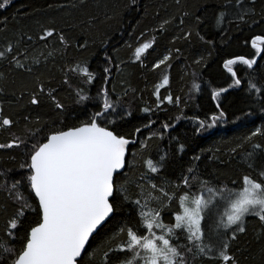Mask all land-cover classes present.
I'll return each mask as SVG.
<instances>
[{
  "label": "trees",
  "instance_id": "obj_1",
  "mask_svg": "<svg viewBox=\"0 0 264 264\" xmlns=\"http://www.w3.org/2000/svg\"><path fill=\"white\" fill-rule=\"evenodd\" d=\"M233 4L235 0H10L0 9V51L11 45L24 67L17 68L11 57L0 59V120L12 121L11 126L0 127V144L24 135L26 126H35L37 120L55 121L53 127H61L63 120L65 129L78 126L102 105L101 93L107 91L118 112L132 114L122 121L113 113L110 119L115 118V123L101 124L109 128L120 125L118 130L135 141L126 154V175L120 178L133 199L142 174L176 195H196L201 188L207 189L203 182L213 189L234 188L232 181L251 171L249 163L256 169L264 166V153L245 142L252 131L264 127V95L249 87L254 84L264 89V59L251 47V38L264 35V22L240 21ZM251 11L259 21L264 0H256ZM221 13L225 18L217 24ZM47 30L53 31L54 37L46 43L39 36ZM61 35L66 45L59 42ZM28 36L33 39L29 41ZM144 43L151 47L136 60L135 49ZM165 56L169 59L154 67ZM237 56L256 58L258 63L252 69L233 65V77L224 62ZM78 63L94 74L92 84L71 71ZM105 67L110 70L107 74ZM164 76L169 82L159 90L163 102L157 107L154 93ZM40 87L43 93H39ZM78 91L89 99L78 103ZM49 93L64 104L62 115L56 114L59 110ZM213 93H219L216 99ZM34 95H39L38 106L31 104ZM168 96L172 103L164 99ZM145 108L149 111H142ZM221 111L225 115L214 127L197 132L200 122L213 123L211 117H219ZM253 139L264 145V137ZM26 159L24 145L0 149V236L13 211L12 184L20 181L17 190L30 195L27 170L20 167ZM148 159L157 166L156 173L147 170L144 161ZM185 177H189L190 188L184 187ZM27 215L29 223L36 216L32 212ZM204 215L201 223L207 240L218 216L216 209ZM173 216L163 212L161 221L174 224ZM138 219L136 207L124 203L123 210L90 239L87 251L94 257L84 256V264H100L103 249L115 243L112 237L119 228ZM246 227L247 233L239 234L238 242L233 243L241 264H264V235L259 223L249 217ZM174 242L183 245L186 240L182 235ZM0 243L6 241L0 239ZM9 246L18 251L20 244L17 241Z\"/></svg>",
  "mask_w": 264,
  "mask_h": 264
},
{
  "label": "snow or ice",
  "instance_id": "obj_2",
  "mask_svg": "<svg viewBox=\"0 0 264 264\" xmlns=\"http://www.w3.org/2000/svg\"><path fill=\"white\" fill-rule=\"evenodd\" d=\"M9 2L10 0H4L0 3V9H5ZM255 5L256 0H248V4L244 0H235L232 7L238 10V19L246 24L249 19L253 23L264 22V11L261 12L259 21L255 19V12H250ZM224 18L225 13H221L217 17V24H221ZM52 37L54 32L47 30L39 36V40L47 43ZM27 39L31 41L33 38L28 36ZM59 42L67 44L62 35ZM150 47V43L137 47L134 52L136 60ZM251 47L257 57L264 59L261 56L264 53V35L251 38ZM14 52L9 45L0 51V59L11 57L17 68H23L24 65L16 60ZM18 54L26 56L24 52ZM168 59L165 56L154 67L159 68ZM83 63L87 64V61ZM237 63L252 69L258 61L256 58L243 56L225 60L224 67L233 77L236 72L232 66ZM71 71L84 77L87 84H92L95 79L94 74L79 63ZM109 71V68H104L106 74ZM105 82H108L107 77ZM168 82V77L164 76L162 82L156 85L154 94L157 97V107L163 102L159 90ZM235 83L239 85L240 80L236 79ZM249 87L264 95V89L254 84ZM43 92L44 88L40 87L39 93ZM76 94L79 97L78 103L89 99L79 91ZM48 95L54 108L59 110L56 114L62 115L65 111L64 104L51 93ZM101 95L102 105L78 126H68L65 129L63 120L60 121L61 127H53L55 121L41 123L37 120L35 126H26L24 135L17 136L11 143L0 144V149L25 146L27 159L20 167L27 170L30 193L25 196L17 190L20 181L13 183L9 190L10 198L13 199V211L5 222L3 235L0 236V239L6 241L0 243V264H84V256L94 257V254L87 251L90 238H94V233H98L109 219L115 218L123 210L124 203H131L136 207L139 219L119 228L112 237L115 243H109L103 249L100 264H241L240 256L237 255L239 249L233 243L238 242L239 234L247 233V218H255L261 228V235H264V166L256 169L249 163L251 171L233 180L234 188L213 189L207 187V182H203L207 192L213 197L211 200L203 195L204 188H201L202 194L199 196L190 192L178 196L162 192L161 198L153 197L150 191L148 196L158 200L160 207L148 210L149 201L145 198L142 184H136L141 191L135 194L134 199L129 194V189L120 184L121 176L126 175L122 172L127 164L126 152L135 141L126 138V134L118 130L120 125L109 128L101 124V121L115 123V118L110 119L113 113L122 121L132 114L118 112L109 100L107 91ZM218 95L219 93H213V99ZM164 99L172 103L171 96ZM31 104H40L39 95L32 97ZM142 111L148 112L149 109ZM224 115L221 111L219 117L212 116L213 123L210 124L200 122L197 132L214 127L215 122ZM11 124L12 121L7 118L0 120V127ZM163 127L167 130L169 125L165 124ZM140 131L139 127L135 129L136 133ZM258 136L264 137V127L252 131L245 137V142L250 143L253 150L264 153V145L253 139ZM248 156L252 157L253 152H249ZM194 159L199 160L200 157L195 156ZM144 163L149 172L158 171L151 159ZM192 171L190 168L189 172ZM141 179H144L143 174ZM184 187L190 188L189 177L184 178ZM151 190L161 191L155 184L151 185ZM165 199L169 204L178 201V209H173L174 224L161 221V212L166 207ZM220 208L224 209L222 214L219 212ZM213 209H216L218 219L215 221L213 234L206 240L201 222L205 219V212L211 213ZM28 212L36 214L30 223ZM26 223L27 228L24 227ZM21 229H24L22 235ZM182 235L186 243H175ZM17 241L20 244L18 251L14 246H9V243L15 245Z\"/></svg>",
  "mask_w": 264,
  "mask_h": 264
},
{
  "label": "rangeland",
  "instance_id": "obj_3",
  "mask_svg": "<svg viewBox=\"0 0 264 264\" xmlns=\"http://www.w3.org/2000/svg\"><path fill=\"white\" fill-rule=\"evenodd\" d=\"M144 176V179H139V184H142L143 186H144V191H145V198L146 199H148V201H149V207H148V210H152L153 208H159L160 207V203H159V201L158 200H155V199H152L151 197H149L148 196V193L151 191L152 192V196L153 197H161V198H163L162 197V192H167L169 195H173V196H178V195H176V194H171V193H169L167 190H165L164 188H162V187H158L159 189H161V191H152L151 190V185L152 184H154L153 182H152V180H151V178L148 176V175H143ZM139 189V192L141 191V189L140 188H138ZM202 193H201V190H200V192L198 193V194H196L197 196H199V195H201ZM203 195L205 196V197H207L208 199H212L213 197L207 192V189H204V192H203ZM164 204L166 205V207H165V210L164 211H162L161 212V214L163 213V212H165V213H172V214H174V211H173V209L175 208V209H178V201H174L172 204H169V202L165 199L164 200ZM221 209H222V212H221ZM223 211H224V209L223 208H220L219 209V212L222 214L223 213Z\"/></svg>",
  "mask_w": 264,
  "mask_h": 264
},
{
  "label": "water",
  "instance_id": "obj_4",
  "mask_svg": "<svg viewBox=\"0 0 264 264\" xmlns=\"http://www.w3.org/2000/svg\"><path fill=\"white\" fill-rule=\"evenodd\" d=\"M127 151H128V150H127ZM126 154H127V152H126ZM123 170H124V169H123ZM123 170H122V172H123ZM106 223H107V222H106ZM106 223H105V224H106ZM105 224H104V225H105ZM100 229H101V228H100ZM100 229H99V230H100ZM99 230H98V231H99ZM95 234H96V233H94V235H95ZM90 239H91V238H90Z\"/></svg>",
  "mask_w": 264,
  "mask_h": 264
}]
</instances>
